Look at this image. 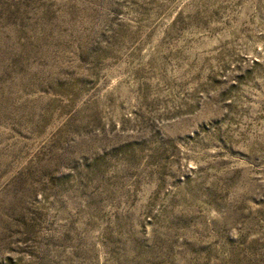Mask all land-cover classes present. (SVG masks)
I'll use <instances>...</instances> for the list:
<instances>
[{
    "label": "rangeland",
    "instance_id": "obj_1",
    "mask_svg": "<svg viewBox=\"0 0 264 264\" xmlns=\"http://www.w3.org/2000/svg\"><path fill=\"white\" fill-rule=\"evenodd\" d=\"M0 264H264V0H0Z\"/></svg>",
    "mask_w": 264,
    "mask_h": 264
}]
</instances>
